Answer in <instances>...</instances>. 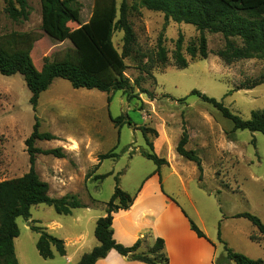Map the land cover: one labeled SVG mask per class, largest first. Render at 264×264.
<instances>
[{
	"label": "rangeland",
	"instance_id": "rangeland-1",
	"mask_svg": "<svg viewBox=\"0 0 264 264\" xmlns=\"http://www.w3.org/2000/svg\"><path fill=\"white\" fill-rule=\"evenodd\" d=\"M63 1L76 17L69 23V31L89 21L94 0ZM117 1L120 4L122 0ZM28 4V20L14 21L6 13V0H0V36L33 32L40 37L30 54L31 64L39 74L45 58L62 59L74 47L67 35L55 40L43 30L40 0H28ZM128 4L137 5L129 16L136 42L132 55L125 59L126 76L133 84L140 81L132 92L108 94L96 89H74L69 81L56 78L41 94L35 111L23 75L0 73V182L29 172L25 142L37 117L40 132L51 133L56 139L37 141L35 146L42 150L62 148L65 156L38 154L36 172L50 185L51 197L76 195L85 205L71 215H60L53 207L39 204L31 208L29 220L19 217L20 235L14 240L19 264H77L83 254L99 244L94 235L96 221L104 216L117 183L130 194L137 193L146 180L153 188L159 183L157 166L142 155L150 151L140 130L142 126L157 130L158 137L149 135L154 152L169 162L159 173L163 188L181 204L185 203L186 193L191 196L219 253L226 252L218 237L220 223L221 239L229 248L253 259H264V244L250 239V235L259 232L258 228L247 219L235 217L250 213L264 224V135L248 130L232 132V121L191 95L198 90L248 120L253 111L264 110V84L252 90L242 87L264 75V60L225 63L216 55L225 46L224 38L209 31L204 32L208 58L192 59L187 47L199 38L195 26L167 22L163 13L140 6L139 0H128ZM180 34L188 62L185 69H179L174 59ZM161 35L165 61L158 54ZM122 39L123 32L116 31L113 43L119 52ZM121 115L124 121L130 119L131 125L124 124L120 129L115 126L112 119ZM184 128L189 134L186 149L196 151L201 158L202 175L195 163L176 151ZM112 150L117 153L116 158L100 161V155ZM175 168L182 178L174 175ZM31 226L42 227L62 239L66 255L61 256L52 247L54 257L42 258L36 247L40 235Z\"/></svg>",
	"mask_w": 264,
	"mask_h": 264
},
{
	"label": "trees",
	"instance_id": "trees-1",
	"mask_svg": "<svg viewBox=\"0 0 264 264\" xmlns=\"http://www.w3.org/2000/svg\"><path fill=\"white\" fill-rule=\"evenodd\" d=\"M40 2L43 30L55 40H62L63 36L67 35L74 47L73 51L67 52L59 60L50 61L49 58H45L42 71L37 74L31 64L30 54L40 37L33 32H11L0 36V73L5 76L17 73L23 75L31 91L30 102L35 111L41 94L56 78L69 81L74 89H96L108 94L117 91L127 94L134 90L135 85H140L139 80H135L134 84L131 83L125 74L128 69L125 59L132 55L136 42L129 16L131 10H137V5L129 6L128 0H122L120 4L117 0H94L89 21L69 31V23L76 19L74 10L63 0H40ZM6 3V13L12 20H28L30 16L28 0H6ZM139 4L150 11L163 13L167 22L185 23L196 27L200 32L197 43L187 47V53L192 59L208 58L210 52L204 32L209 31L223 36L225 46L216 55L225 63L231 64L250 59L264 60V0H139ZM116 31L123 32L122 52H119L113 43ZM183 41V35L180 34L174 52V59L179 69L188 67L187 59L183 54ZM162 43L161 35L158 54L160 59L165 61L166 49ZM262 84H264V75L242 88L252 90ZM191 95L198 96L220 111L224 118L232 121V132L248 130L264 135V110L253 111L251 118L244 120L231 112L222 101L198 90L192 91ZM110 100L111 96L108 97V101ZM183 100L185 99L181 101ZM112 121L119 129L124 124L131 125L130 119L124 121L122 115L113 118ZM39 128L40 122L36 117L33 132L25 142L30 162L29 172L21 177L0 182V264H19L14 243L20 235L17 219L23 217L29 220L33 206L46 204L53 207L60 215H71L73 210L85 207L76 195L67 194L60 198L49 195L50 185L41 179L35 169L37 155L63 158L65 154L62 148L42 150L36 147L37 141L56 139L55 135L40 132ZM140 130L150 150L142 152V155L153 161L157 166L156 173H160L161 167L169 165V162L154 152V144L149 135L158 137V132L147 126L140 127ZM188 142L189 134L184 128L176 151L184 159L194 162L202 175V160L196 151L186 149ZM117 156L112 150L100 155L99 159L103 161ZM105 177L107 175L97 176L95 179ZM138 192L130 194L121 189L117 183L111 199L106 203L104 216L96 221L94 235L99 244L90 252L83 254L77 264H96L98 260L106 258L112 250L132 261L145 264H169L165 243L161 238H157L149 245L147 243L149 234H146L130 247L114 239L112 227L114 214L120 210H128ZM235 217L247 219L264 235V224L258 217L250 213H240ZM190 224L191 229L199 237L206 238L191 219ZM31 229L40 235L36 247L42 258L54 257L52 247H55L61 256L66 255L65 242L62 239L51 235L42 227L31 226ZM218 237L224 244L227 259L236 264H264V259H253L229 248L221 239L220 225ZM251 239L256 241L257 237L251 236Z\"/></svg>",
	"mask_w": 264,
	"mask_h": 264
},
{
	"label": "crops",
	"instance_id": "crops-1",
	"mask_svg": "<svg viewBox=\"0 0 264 264\" xmlns=\"http://www.w3.org/2000/svg\"><path fill=\"white\" fill-rule=\"evenodd\" d=\"M155 174L159 183H155L154 188L149 183L150 181L147 183L146 180L132 206L128 210H120L114 214L112 226L114 239L118 243L130 247L146 234H149L147 243L150 244L157 238H161L165 243L169 264H236L227 259L226 252L219 253L218 246L210 238L206 224L191 196L186 193V200H183L185 203L181 204L173 198L176 201L174 202L170 198L172 195L163 188L160 174ZM174 175L182 178V174L176 168ZM190 219L195 220L206 238L199 237L191 229ZM219 225L221 226L220 223ZM251 236L257 237L254 242L264 244V235H260L258 232L250 235V239ZM96 264L145 263L129 260L112 250L106 258L98 260Z\"/></svg>",
	"mask_w": 264,
	"mask_h": 264
},
{
	"label": "bare ground",
	"instance_id": "bare-ground-1",
	"mask_svg": "<svg viewBox=\"0 0 264 264\" xmlns=\"http://www.w3.org/2000/svg\"><path fill=\"white\" fill-rule=\"evenodd\" d=\"M77 145V144H76Z\"/></svg>",
	"mask_w": 264,
	"mask_h": 264
}]
</instances>
